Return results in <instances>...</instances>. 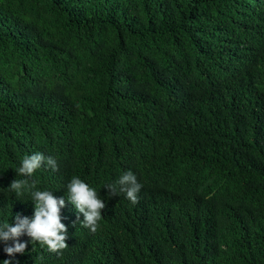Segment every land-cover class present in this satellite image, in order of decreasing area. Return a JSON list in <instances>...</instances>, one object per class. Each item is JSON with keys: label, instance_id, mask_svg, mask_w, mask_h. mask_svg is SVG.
I'll list each match as a JSON object with an SVG mask.
<instances>
[{"label": "trees", "instance_id": "obj_1", "mask_svg": "<svg viewBox=\"0 0 264 264\" xmlns=\"http://www.w3.org/2000/svg\"><path fill=\"white\" fill-rule=\"evenodd\" d=\"M36 152L56 170L18 175ZM129 171L136 202L106 187ZM36 190L67 246L0 240V264H264V0H0V225Z\"/></svg>", "mask_w": 264, "mask_h": 264}, {"label": "clouds", "instance_id": "obj_2", "mask_svg": "<svg viewBox=\"0 0 264 264\" xmlns=\"http://www.w3.org/2000/svg\"><path fill=\"white\" fill-rule=\"evenodd\" d=\"M42 165H47L53 171L57 168L55 158L46 157L43 153L36 152L25 156L21 161V166L15 170L18 175L31 176ZM117 184L119 188L113 184L107 185L108 193L112 196L125 193L128 199L136 202L137 193L141 185L131 171L123 174ZM25 185V180L15 179L10 183L9 188L19 195ZM67 188L69 193L68 200L79 213H83L84 226L95 232L101 216V209L105 207V203L97 197L96 191L79 177H73ZM32 201L35 203L32 218L17 214L15 225L8 223L0 225V240L5 242L8 240L13 241L12 245L4 248V251L9 256L25 251L27 242H20L18 239L24 234L29 236L31 241H39L42 244H46L50 251H58L67 246L65 243L67 229L60 219V207L65 204V199L63 197L57 198L52 192L47 190H36L32 192ZM4 264H10V260H5Z\"/></svg>", "mask_w": 264, "mask_h": 264}]
</instances>
